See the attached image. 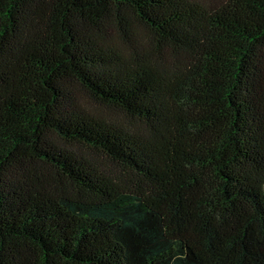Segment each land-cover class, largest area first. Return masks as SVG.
I'll list each match as a JSON object with an SVG mask.
<instances>
[{
    "label": "trees",
    "instance_id": "trees-1",
    "mask_svg": "<svg viewBox=\"0 0 264 264\" xmlns=\"http://www.w3.org/2000/svg\"><path fill=\"white\" fill-rule=\"evenodd\" d=\"M0 264H264V0H0Z\"/></svg>",
    "mask_w": 264,
    "mask_h": 264
},
{
    "label": "rangeland",
    "instance_id": "rangeland-1",
    "mask_svg": "<svg viewBox=\"0 0 264 264\" xmlns=\"http://www.w3.org/2000/svg\"><path fill=\"white\" fill-rule=\"evenodd\" d=\"M199 2L202 5L213 7L223 2V0H195ZM89 107L93 110L100 111V112H106L107 109L102 106H96V105H89Z\"/></svg>",
    "mask_w": 264,
    "mask_h": 264
}]
</instances>
